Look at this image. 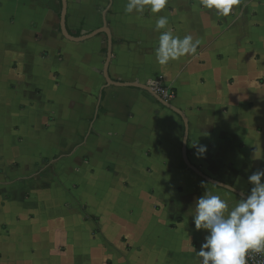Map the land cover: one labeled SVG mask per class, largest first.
<instances>
[{"label": "crops", "instance_id": "1", "mask_svg": "<svg viewBox=\"0 0 264 264\" xmlns=\"http://www.w3.org/2000/svg\"><path fill=\"white\" fill-rule=\"evenodd\" d=\"M127 2L66 0L65 36L60 0H0V264H200L195 199L240 196L191 167L246 193L264 170V0H169L201 43L167 65Z\"/></svg>", "mask_w": 264, "mask_h": 264}, {"label": "clouds", "instance_id": "2", "mask_svg": "<svg viewBox=\"0 0 264 264\" xmlns=\"http://www.w3.org/2000/svg\"><path fill=\"white\" fill-rule=\"evenodd\" d=\"M241 3V0H199L203 9L214 10L216 14L228 17ZM169 0H128L125 12L142 14L147 9L156 15L155 30L160 32L156 59L160 65H167L183 57L195 56L200 40L191 35L182 39L168 28L169 20L162 13ZM163 30V31H162ZM197 158H204L206 145L193 146ZM256 158V152L255 157ZM259 159V158H256ZM264 170H258L248 177L252 186L247 193L237 192V186L229 185L228 190L240 196L238 202L230 207L220 195L205 191L195 199V213L192 216L197 231L207 234L196 255L200 264H248L253 256H264ZM202 187L206 185L202 182ZM223 186V185H221ZM190 239V238H189Z\"/></svg>", "mask_w": 264, "mask_h": 264}, {"label": "built area", "instance_id": "3", "mask_svg": "<svg viewBox=\"0 0 264 264\" xmlns=\"http://www.w3.org/2000/svg\"><path fill=\"white\" fill-rule=\"evenodd\" d=\"M150 90L166 104H169L174 98L173 92L164 88L158 82H153L150 86ZM248 264H264V256L255 255L248 261Z\"/></svg>", "mask_w": 264, "mask_h": 264}, {"label": "water", "instance_id": "4", "mask_svg": "<svg viewBox=\"0 0 264 264\" xmlns=\"http://www.w3.org/2000/svg\"><path fill=\"white\" fill-rule=\"evenodd\" d=\"M61 1V15H60V28H61V31L63 33V35L67 36V32H66V29H65V12H66V0H60ZM108 65V64H107ZM126 87H134V88H138V89H143V90H146L149 92V89L148 87H144V86H140V85H134V84H126L125 85ZM166 106H168L166 104ZM191 170L194 171L197 175H199L201 178L213 183L214 185L220 187V188H223L225 190H228V187L226 185H223L221 186L222 184H219V183H216V182H213L209 179H207L205 176H203L202 174H200L196 169H194L193 167H191ZM229 191V190H228ZM237 194V193H236Z\"/></svg>", "mask_w": 264, "mask_h": 264}]
</instances>
